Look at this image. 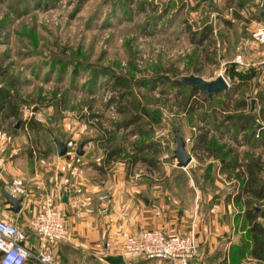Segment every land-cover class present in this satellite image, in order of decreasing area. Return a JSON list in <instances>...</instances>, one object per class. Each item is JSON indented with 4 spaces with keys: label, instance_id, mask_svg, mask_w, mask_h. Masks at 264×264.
I'll return each instance as SVG.
<instances>
[{
    "label": "rangeland",
    "instance_id": "374dc122",
    "mask_svg": "<svg viewBox=\"0 0 264 264\" xmlns=\"http://www.w3.org/2000/svg\"><path fill=\"white\" fill-rule=\"evenodd\" d=\"M210 1L213 4L206 7ZM210 1L87 0L77 7V0H60L51 6H37V0H0V64L17 81L11 91L19 98L20 122L35 124L36 134L32 137L38 141L34 145L37 155L45 159L55 154L59 158L55 152L58 137L69 147L62 159L87 169L94 180L106 179L113 169L123 167L128 172L124 159L105 162L108 144L99 130L101 126L115 129L116 122L123 118L108 104L115 90L105 75L114 73L133 79L153 76L167 80L190 74L212 80L223 74L234 91L229 95L223 92L221 98L215 97L214 102L212 98L210 103L205 100L206 92H202L194 98L202 107L188 114L178 89L170 83L154 91L135 88L150 110H160V122L149 137L119 130L113 145L131 151L136 141H153L159 149L156 157L160 167L138 163L132 175L176 165L177 130L184 138L192 139L191 146L194 132L207 127L212 149L217 139L238 153L245 134L230 131L225 116L251 110L260 115L264 109V45L252 39V30L264 22V8L258 0ZM210 25L212 34L199 45L192 31ZM239 54L245 64L237 62ZM239 73L255 78L242 82ZM0 83L3 87L1 79ZM238 101L248 107L237 108ZM213 107L217 109L216 118ZM94 113L99 117L93 118ZM258 142L255 140V146L250 143L246 154L261 157L264 164V144ZM80 145L82 155L78 153ZM201 149L202 156H213L212 151ZM147 154L154 152L151 149ZM201 165L211 167L213 163L203 161ZM260 173L264 181V166ZM152 176L156 182L163 180L162 174ZM233 176L236 184L238 180ZM235 186L231 191L236 194ZM246 198L252 199V206L259 211L264 210L263 201ZM233 208L236 228L248 230L246 206L235 203ZM100 262L95 256H87L84 263ZM28 264L37 263L31 259ZM247 264L264 263L251 259Z\"/></svg>",
    "mask_w": 264,
    "mask_h": 264
},
{
    "label": "crops",
    "instance_id": "0c3cea01",
    "mask_svg": "<svg viewBox=\"0 0 264 264\" xmlns=\"http://www.w3.org/2000/svg\"><path fill=\"white\" fill-rule=\"evenodd\" d=\"M212 4L210 1L206 7ZM10 122V119L0 122V219L15 221L26 229L25 245L32 250L39 243L29 222L39 211L41 196H51L67 211L69 236L51 249L55 260L61 264H85L87 256H95L100 264H110L103 259L107 255H122L126 264H170L163 259L134 258L124 249L126 235L140 228H161L169 235L195 232L203 264H247L251 259L264 263V259L251 253L254 243L250 231H244V235L236 228L235 193L230 195L239 184V181L234 182V173L243 169L244 162L248 161L249 142L240 141L241 153H237L240 165L235 169L223 164L214 154L201 155V147L206 148L196 140L201 133L199 130L194 132L192 145L186 144L193 156L189 166L166 165L162 171H144L136 176L122 167L113 169L106 179L98 181L89 176L87 169L62 159L57 145L55 152L59 158L55 154L45 159L37 155L34 145L38 141L32 137L36 128L29 124L20 127L19 121L17 130L13 131L8 128ZM203 161L213 166L201 165ZM153 173L162 174L163 180L156 182L154 177V181ZM260 175L258 171V179L263 181ZM16 178L24 179L31 192L29 198L22 199L19 212L13 210L4 195V190L9 191ZM232 182L233 186L229 187ZM104 194L112 197L106 214L101 212L105 203L100 196ZM261 201L264 206V199ZM259 221L264 226V217L260 216ZM108 242L114 243L110 252L105 251Z\"/></svg>",
    "mask_w": 264,
    "mask_h": 264
},
{
    "label": "trees",
    "instance_id": "16d2710c",
    "mask_svg": "<svg viewBox=\"0 0 264 264\" xmlns=\"http://www.w3.org/2000/svg\"><path fill=\"white\" fill-rule=\"evenodd\" d=\"M60 0H37V6H51ZM87 0H77L76 6L79 7ZM264 8V7H263ZM128 10V5L125 7ZM127 12V11H125ZM128 13V12H127ZM212 26H207L203 29L192 31L191 35L193 39L198 36L197 43L203 45L204 42L208 41L209 36L212 34ZM6 68L0 64V79L4 82V86L0 87V122L6 119H15L11 121L8 128L16 131V124L20 121V103L17 95L13 94L11 88L17 87V81L9 76V73H5ZM238 78L243 82L250 78H254L253 75H247L246 73L237 74ZM97 78V74H94ZM109 79L112 80V87L114 93L110 97L108 104L113 106L118 113L123 115L120 121L116 122L115 129L103 128L101 125L102 134L107 141L108 147L106 148L105 162L114 161L115 158L124 159L127 164L128 174L131 173L133 168L138 163H146L154 168H159L157 162L158 148L156 143L150 142H138L133 143V150L129 151L123 146H114L113 143L116 141V132L124 130L131 135L140 137H149L154 134V125L160 122V110H150L145 103H143L138 94L135 92V88H146L149 91H154L155 88L164 86L170 83L174 88L178 89L177 95L181 96L184 100L185 112L193 114L198 111L202 105H196L194 98L200 93H205L201 87L197 85H191L178 78L167 80L163 77H149L133 79L126 74H106ZM239 87V86H238ZM240 88V87H239ZM233 86L226 91L225 94L229 95L234 92ZM162 93L165 90L161 91ZM223 93H217L215 97L221 98ZM205 100L210 103L211 98L206 92ZM237 108L248 106L241 104L240 101L236 104ZM214 106V105H213ZM217 109L213 107V118H216ZM262 113V114H261ZM262 115V117L260 116ZM260 115H257L255 111L240 113L239 115H228L225 116V122L228 123V129L230 131L236 130V132L244 133L246 142L251 143L255 146V140L259 141V144H264V109H261ZM93 118L99 117L98 114L92 115ZM262 119V120H261ZM30 122V121H29ZM21 122L20 127L24 124H30L34 127V123ZM210 130L201 131L197 135V142L204 145L208 151H212L213 154L220 158L228 167H239L238 155L235 153V149L228 147L226 144L219 143L217 139L213 140V149L209 138ZM214 138V137H213ZM153 150L154 155H148L147 151ZM250 158L249 156H247ZM261 157H252L244 163V168H240L239 171L235 172V178L239 181V189L234 194V202L236 204H243L246 206L244 211L245 220L248 223V231L252 234L253 247L251 253L260 258L264 259V226L259 221V217H264V210L259 211L255 206H252V199L246 198L253 197L258 200L264 199V181L258 179V171L264 166L261 163ZM239 164V165H238Z\"/></svg>",
    "mask_w": 264,
    "mask_h": 264
},
{
    "label": "built area",
    "instance_id": "2783aa9c",
    "mask_svg": "<svg viewBox=\"0 0 264 264\" xmlns=\"http://www.w3.org/2000/svg\"><path fill=\"white\" fill-rule=\"evenodd\" d=\"M252 39L264 45V22L252 30ZM236 60L245 64L241 54ZM227 81L229 82L228 79ZM185 142L189 144L192 139L185 138ZM9 192L22 199L31 196L24 179L21 178L13 180ZM100 199L105 203L101 212L106 214L111 207L112 197L104 194ZM29 227L39 243L35 250L25 245L28 239L26 229L15 221L0 219V264H26L30 259L43 264H61L55 260L51 249L69 236L67 211L60 208L53 197L41 196L39 211L31 218ZM113 246L114 243L108 242L105 251L110 252ZM124 249L134 258L163 259L170 264H203L195 232L169 235L161 228H140L126 235Z\"/></svg>",
    "mask_w": 264,
    "mask_h": 264
},
{
    "label": "water",
    "instance_id": "95a60500",
    "mask_svg": "<svg viewBox=\"0 0 264 264\" xmlns=\"http://www.w3.org/2000/svg\"><path fill=\"white\" fill-rule=\"evenodd\" d=\"M258 1L259 4L264 7V0ZM179 78L188 84L197 85L201 87L204 91L208 93V96L211 99L217 93H223L228 91L231 86L223 74L218 75L215 79L212 80L205 79L204 77L195 74L183 75ZM175 135L177 143L174 149V158L177 160V166H189L193 161V156L187 150L185 138L178 130L175 131ZM55 141L57 145L58 154L60 156L66 155L69 148L68 145L58 137H56ZM78 153L80 155L83 154L82 145L79 146ZM4 195L7 198L8 202L12 204L13 210L15 212H19L23 206L22 198L14 196L7 190H4ZM103 259L110 264H126L122 255H107L104 256Z\"/></svg>",
    "mask_w": 264,
    "mask_h": 264
}]
</instances>
